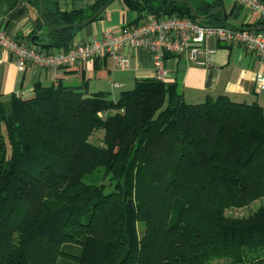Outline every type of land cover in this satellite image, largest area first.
<instances>
[{
	"label": "trees",
	"instance_id": "16d2710c",
	"mask_svg": "<svg viewBox=\"0 0 264 264\" xmlns=\"http://www.w3.org/2000/svg\"><path fill=\"white\" fill-rule=\"evenodd\" d=\"M44 1L62 25L106 0L68 11ZM122 1L137 12L131 23L147 13L202 23L186 1ZM190 1L198 15L222 6ZM209 18L222 23L220 12ZM76 29L49 28L44 50L68 48ZM81 78L0 95V264H264L241 248L264 243V202L227 213L264 197V108L227 94L187 102L176 79L154 76L113 98ZM99 167L108 191L83 181Z\"/></svg>",
	"mask_w": 264,
	"mask_h": 264
},
{
	"label": "crops",
	"instance_id": "0c3cea01",
	"mask_svg": "<svg viewBox=\"0 0 264 264\" xmlns=\"http://www.w3.org/2000/svg\"><path fill=\"white\" fill-rule=\"evenodd\" d=\"M61 10L85 7L94 0H57ZM225 20L233 26L254 27L263 25L264 19L254 10L235 0H222ZM137 17L135 10L127 8L122 0H113L99 17L77 28L73 43L87 42L102 35L105 28L118 29L131 23ZM200 19V18H199ZM202 23L213 24L209 17ZM142 21V19L140 20ZM139 21V22H140ZM0 27L14 38L44 49L38 41H49V27L43 22L39 8L31 0H0ZM40 36L37 43L31 36ZM216 49L209 55V64L201 65L188 61L183 55H168L165 68L168 80L176 79L187 102H198L207 95L227 94L232 100L257 102L264 108V88H257L255 78L264 75V61L240 43L210 42ZM63 49L51 47L49 51ZM120 52L127 63L117 66L110 56L87 59L59 68L40 67L29 64L19 68L12 61L11 54L0 47V95L17 94L29 97L35 81L43 84H79L83 72L90 91L129 89L135 80L154 76L152 57L143 48L123 47ZM119 94V93H118ZM118 96V95H117ZM116 98V97H113Z\"/></svg>",
	"mask_w": 264,
	"mask_h": 264
},
{
	"label": "built area",
	"instance_id": "2783aa9c",
	"mask_svg": "<svg viewBox=\"0 0 264 264\" xmlns=\"http://www.w3.org/2000/svg\"><path fill=\"white\" fill-rule=\"evenodd\" d=\"M257 12L264 19V0H235ZM240 43L264 61V28L239 29L223 23L205 24L187 16L145 14L139 23H125L118 29L105 28L102 35L87 41L71 44L68 48L53 51L39 49L20 41L0 27V47L11 54L19 68L32 64L59 68L87 59L110 56L117 66L127 63L120 52L123 47L147 50L151 57L154 77L167 80L165 59L168 55H183L188 61L207 65L209 55L216 47L210 42ZM257 88H264V75L255 78Z\"/></svg>",
	"mask_w": 264,
	"mask_h": 264
},
{
	"label": "rangeland",
	"instance_id": "374dc122",
	"mask_svg": "<svg viewBox=\"0 0 264 264\" xmlns=\"http://www.w3.org/2000/svg\"><path fill=\"white\" fill-rule=\"evenodd\" d=\"M123 89V88H121ZM120 88L113 90V95L111 97H117ZM100 132L94 133L92 140L97 141L100 138ZM83 181L86 183H101L106 187V191H108L112 187V181L108 176L103 175V168L99 167L96 171L91 174H85L83 176ZM264 202V197L253 201L251 204L243 207H232L227 210L228 214L232 215H246L249 212L254 211L259 204ZM139 228L143 227V222H138ZM242 256L247 260H251L253 258H261L264 261V243L260 245H243L242 247ZM225 261L224 258H214L213 260L209 261L208 264H223Z\"/></svg>",
	"mask_w": 264,
	"mask_h": 264
},
{
	"label": "water",
	"instance_id": "95a60500",
	"mask_svg": "<svg viewBox=\"0 0 264 264\" xmlns=\"http://www.w3.org/2000/svg\"><path fill=\"white\" fill-rule=\"evenodd\" d=\"M111 1H113V0H106L97 10H95L90 16H88L85 20H83L81 22H72V23H66V24H62V25L52 24L46 19V17H45V1L44 0H39V11H40V15H41L43 22L50 29L62 30V29L71 28V27L80 28V27L88 24L92 20H94L96 17L100 16L102 11L110 4ZM178 1H186L190 5L191 14L197 18H200V19L208 18L216 12H220L221 13V21L223 24L231 26V27L239 28V29H247V27L233 26V25H230L229 23H227L225 20V13H224V9L222 6L215 7L214 9H212L210 12H208L205 15H198L190 0H178ZM262 28H264V24L260 25V26L250 27V29H262ZM40 38H41L40 36H36V35L31 36V40L35 43H37L36 39H40ZM38 43L41 45L47 44L46 42H43V41H38Z\"/></svg>",
	"mask_w": 264,
	"mask_h": 264
}]
</instances>
